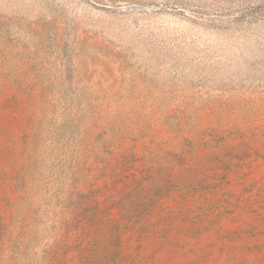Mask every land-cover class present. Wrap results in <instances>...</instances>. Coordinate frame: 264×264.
I'll return each instance as SVG.
<instances>
[{
    "label": "rangeland",
    "instance_id": "rangeland-1",
    "mask_svg": "<svg viewBox=\"0 0 264 264\" xmlns=\"http://www.w3.org/2000/svg\"><path fill=\"white\" fill-rule=\"evenodd\" d=\"M0 264H264V0H0Z\"/></svg>",
    "mask_w": 264,
    "mask_h": 264
}]
</instances>
